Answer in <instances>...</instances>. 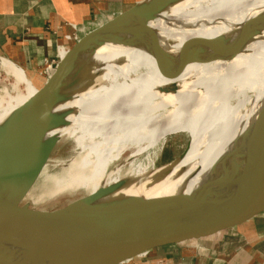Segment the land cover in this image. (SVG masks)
Instances as JSON below:
<instances>
[{"label":"bare ground","instance_id":"6f19581e","mask_svg":"<svg viewBox=\"0 0 264 264\" xmlns=\"http://www.w3.org/2000/svg\"><path fill=\"white\" fill-rule=\"evenodd\" d=\"M111 45L128 46L112 72L88 86L74 88L79 77L70 82L69 94L53 109L54 119L44 125L48 136L73 141L77 152L46 163L36 181L39 191L28 194L33 207L45 197L90 195L123 179L142 178L156 168L150 155L139 160L144 153L168 136L194 130L174 170H184L179 178L168 177L150 189L144 179L124 194L190 191L264 105L258 98L251 106H239L242 90L260 87L264 97V0H180L80 59L90 61L98 49ZM144 45L170 48L150 66L121 75L130 55ZM0 71L30 88L21 103L40 88L7 59H0ZM21 103L1 88L0 125Z\"/></svg>","mask_w":264,"mask_h":264},{"label":"water","instance_id":"95a60500","mask_svg":"<svg viewBox=\"0 0 264 264\" xmlns=\"http://www.w3.org/2000/svg\"><path fill=\"white\" fill-rule=\"evenodd\" d=\"M179 1L143 0L80 36L37 93L0 125V264H148L200 248L264 214L263 104L190 191L124 194L144 179L150 189L168 177L179 178L184 170H174L186 146L178 158L142 178L120 180L65 205L40 208L23 202L59 142L44 125L69 94L68 84L78 79L76 68L87 69L80 56Z\"/></svg>","mask_w":264,"mask_h":264},{"label":"crops","instance_id":"0c3cea01","mask_svg":"<svg viewBox=\"0 0 264 264\" xmlns=\"http://www.w3.org/2000/svg\"><path fill=\"white\" fill-rule=\"evenodd\" d=\"M141 1L0 0V59H7L22 68L36 82L41 79V87L47 79V76L41 77L47 62L59 60L60 47L61 57L66 56L75 42L68 36L74 29L79 36L86 35ZM127 48L111 45L98 49L90 61L85 62L87 69L82 68L85 73L79 76L74 88L103 80ZM169 48L137 47L121 75L150 66L152 60L166 54ZM99 67L102 71L95 73ZM160 259L170 260L172 264H264V214L200 248L162 255L148 264H155Z\"/></svg>","mask_w":264,"mask_h":264},{"label":"rangeland","instance_id":"374dc122","mask_svg":"<svg viewBox=\"0 0 264 264\" xmlns=\"http://www.w3.org/2000/svg\"><path fill=\"white\" fill-rule=\"evenodd\" d=\"M70 38L73 37V39L77 36H79V33L74 29L72 31V34L68 35ZM80 37V36H79ZM76 41V40H75ZM56 64V63H55ZM55 66V65H54ZM53 66V68H54ZM53 68L51 70L47 71V74L43 72V76L41 77H48V75L52 72ZM85 71L82 70V68L79 66V68H76L75 70V77H79L80 75H84ZM128 74V73H124ZM122 74V75H124ZM29 75V74H28ZM30 77V76H29ZM74 78V77H72ZM30 81L32 82L33 85H40V80L37 82L34 81L31 77L29 78ZM1 88L5 89L9 94H11L17 101L20 103L25 100L26 98L30 97V88L26 84H20L19 81H17L13 76L10 74H6L4 71H0V91ZM263 91L260 89V87H256L253 90L250 89L247 92L241 91L239 93L240 101H239V106H245L246 104H249L248 106H251L254 104L255 100H264L263 96L261 94ZM261 96V97H260ZM22 100V101H21ZM27 102V100L25 101ZM24 103H21L20 106H22ZM247 106V107H248ZM4 107H0V112H3ZM194 130L188 134H184L182 131L175 133L171 136H168L165 138L159 146H156L154 148H151L147 153H144L139 160L145 159L147 155H150L151 158L154 159V165L155 166H160L162 164L168 163L176 158H178L184 149L187 146L188 138H193L194 136ZM167 140V141H166ZM69 142V143H67ZM60 141L57 143L54 152L52 153V157H50L49 160V165L53 164L52 161L56 159H67L71 156H73L76 152L77 149L74 146L73 141ZM64 143V144H63ZM71 145V146H70ZM60 146V147H59ZM65 146V147H64ZM163 150V151H162ZM68 153V154H67ZM153 154V155H152ZM56 155V156H55ZM38 183V182H37ZM39 184V183H38ZM38 184H34L33 188L30 189L31 193L38 192L39 187ZM27 193L26 197L24 198L23 202H28L30 200L29 193ZM77 196V197H76ZM82 196L81 193H74V194H61L58 196H53V197H45V199L42 200V203L39 205L40 208H54V207H59L62 205H65L66 203L74 200V198H78ZM61 201V202H60ZM59 202V203H58Z\"/></svg>","mask_w":264,"mask_h":264},{"label":"built area","instance_id":"2783aa9c","mask_svg":"<svg viewBox=\"0 0 264 264\" xmlns=\"http://www.w3.org/2000/svg\"><path fill=\"white\" fill-rule=\"evenodd\" d=\"M78 38H79V36L75 37L74 39L77 40ZM59 56L61 57V47L59 49ZM55 63H56L55 61L47 62L43 72L47 74V71L51 70ZM155 264H172V262L170 260H167V259H160V260H157L155 262Z\"/></svg>","mask_w":264,"mask_h":264}]
</instances>
